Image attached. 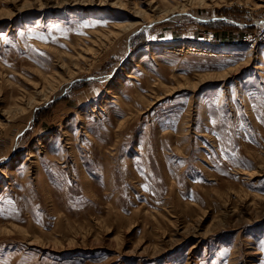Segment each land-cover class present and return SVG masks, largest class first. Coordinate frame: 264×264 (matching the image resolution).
Wrapping results in <instances>:
<instances>
[{
	"label": "rangeland",
	"instance_id": "rangeland-1",
	"mask_svg": "<svg viewBox=\"0 0 264 264\" xmlns=\"http://www.w3.org/2000/svg\"><path fill=\"white\" fill-rule=\"evenodd\" d=\"M0 264H264V0H0Z\"/></svg>",
	"mask_w": 264,
	"mask_h": 264
},
{
	"label": "snow or ice",
	"instance_id": "snow-or-ice-1",
	"mask_svg": "<svg viewBox=\"0 0 264 264\" xmlns=\"http://www.w3.org/2000/svg\"><path fill=\"white\" fill-rule=\"evenodd\" d=\"M85 26H87V25H85ZM41 40H44V39H46L45 37H39Z\"/></svg>",
	"mask_w": 264,
	"mask_h": 264
},
{
	"label": "bare ground",
	"instance_id": "bare-ground-1",
	"mask_svg": "<svg viewBox=\"0 0 264 264\" xmlns=\"http://www.w3.org/2000/svg\"><path fill=\"white\" fill-rule=\"evenodd\" d=\"M121 137V136H120ZM120 141V140H119Z\"/></svg>",
	"mask_w": 264,
	"mask_h": 264
}]
</instances>
